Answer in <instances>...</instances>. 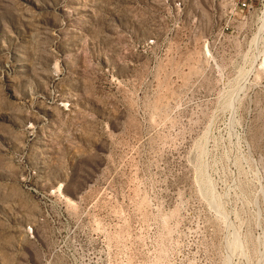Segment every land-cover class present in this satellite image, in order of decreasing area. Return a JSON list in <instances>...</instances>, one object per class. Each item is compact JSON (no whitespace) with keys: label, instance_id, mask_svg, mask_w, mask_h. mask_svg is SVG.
<instances>
[{"label":"rangeland","instance_id":"rangeland-1","mask_svg":"<svg viewBox=\"0 0 264 264\" xmlns=\"http://www.w3.org/2000/svg\"><path fill=\"white\" fill-rule=\"evenodd\" d=\"M0 264H264V0H0Z\"/></svg>","mask_w":264,"mask_h":264}]
</instances>
